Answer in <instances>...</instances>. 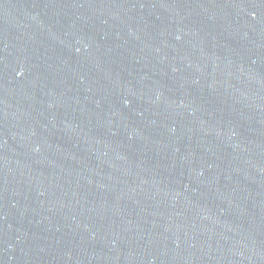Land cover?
I'll list each match as a JSON object with an SVG mask.
<instances>
[{"label":"water","instance_id":"water-1","mask_svg":"<svg viewBox=\"0 0 264 264\" xmlns=\"http://www.w3.org/2000/svg\"><path fill=\"white\" fill-rule=\"evenodd\" d=\"M0 264H264V0H0Z\"/></svg>","mask_w":264,"mask_h":264}]
</instances>
